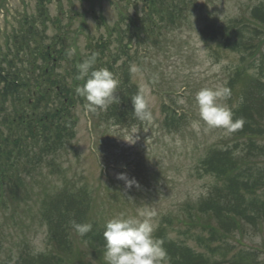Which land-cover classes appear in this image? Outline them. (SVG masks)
<instances>
[{"label":"trees","instance_id":"obj_1","mask_svg":"<svg viewBox=\"0 0 264 264\" xmlns=\"http://www.w3.org/2000/svg\"><path fill=\"white\" fill-rule=\"evenodd\" d=\"M39 2L38 16L26 17L19 30L14 31L8 42L6 64L0 68L2 238L13 225L24 226L17 212L22 204L28 207L26 200L34 190L31 182L35 176L46 178L62 174L58 160L76 138L75 110L78 106L86 107L85 99L78 96L75 89L82 86L87 77L78 80L79 69L74 67L68 77L73 78V85L69 87L67 78L55 73L66 53L61 40L47 44L43 41L45 33L36 30L37 20L43 25L48 15L46 0ZM139 2L143 4L141 17L137 15L130 20L121 17V33L118 32L116 39L120 46L118 52L107 57L111 42H99L90 47L91 52L85 58L95 53L94 69L107 68L120 81L117 89L120 102L107 111H90L100 122H112L119 127L143 123L134 117L131 103L132 96L139 91L132 83L130 72L133 60L130 50L135 38L141 43L150 38L156 41L165 28L187 19L188 6L192 3L188 0ZM208 20L202 29L204 40L240 56L239 66L226 85L232 93L227 101L234 119L243 117L246 122L241 129L231 132L240 143L234 148L212 149L200 163L202 172L218 182L208 196L195 205L183 206L181 216L164 215L154 236L164 241L169 264H259L258 251L234 253L236 248L229 238L243 232L245 226L264 228V165L258 163L264 158V1L251 9L249 20L239 18L228 25ZM58 45L62 46L60 50ZM163 114L168 131H178L186 120L185 115L178 118L177 111L166 106ZM46 169L49 170L47 175ZM77 185L66 179L62 186L40 189L43 190L40 205L36 206L33 218L46 229L50 251L34 254L22 240L18 251L9 249L0 264H76V261L104 264L103 233L109 220L102 215L96 221L92 219L95 208L88 189ZM73 220L91 223L92 231L81 237L71 226ZM176 223L188 226L184 231L178 230L181 241L169 237ZM197 228L205 231L197 232L194 230ZM189 241L196 244L197 251L187 245ZM78 244L87 250L83 251Z\"/></svg>","mask_w":264,"mask_h":264},{"label":"rangeland","instance_id":"obj_2","mask_svg":"<svg viewBox=\"0 0 264 264\" xmlns=\"http://www.w3.org/2000/svg\"><path fill=\"white\" fill-rule=\"evenodd\" d=\"M49 1L46 3L47 21L42 25L37 20L36 30L45 33L43 41L47 44L63 42L66 57L55 73L67 78L69 87L73 85V78H68L72 69H77V62L89 56L90 47L110 41L107 57L117 53L121 17H141L143 9L139 0ZM188 1L192 3L188 6L185 21L165 28L156 41L150 38L141 46L136 41L131 47L133 60L130 68L135 66L138 69L130 71L131 80L139 90L147 92L153 114L151 122L133 126L139 131L136 134L139 139L135 144H128L123 139H127L132 127L102 123L86 107L78 106L75 110L76 138L58 160L62 174L55 171V176H48L49 170L46 169V178L35 176L33 182L29 181L34 186L26 200L29 205L22 204L17 212L24 226L13 225L7 235L0 236V259L6 258L9 249L17 252L22 240L28 243L34 254L50 251L47 231L33 217L36 206L40 205L43 192L40 189L62 186L66 179L88 189L95 208L92 212L94 221L99 215L107 220L121 215L148 218L155 230L164 215L181 216L183 206L197 204L218 183L214 177L202 172L200 163L212 149L234 148L241 140L222 128L209 129L200 121L195 97L203 88L226 87L239 66L240 56L207 43L202 29L207 19L228 25L235 19L247 18L249 10L264 0ZM37 12L38 0H0V68L14 31L19 30L26 17H37ZM57 47L62 48L61 45ZM227 100L220 103L230 108ZM167 105L186 114V120L176 132L168 131L164 126L163 107ZM194 121H200L199 131L192 127ZM258 163L264 165V158ZM118 173H126L129 179L135 178L139 186L126 187L123 180L117 179ZM185 227H188L185 223H176L169 237L183 240L178 230L184 231ZM194 230L205 231L201 228ZM229 242L236 248L234 253L258 251L259 264H264L263 227L245 226L243 232L231 236ZM187 245L198 250L193 241ZM78 246L84 251L82 245Z\"/></svg>","mask_w":264,"mask_h":264},{"label":"clouds","instance_id":"obj_3","mask_svg":"<svg viewBox=\"0 0 264 264\" xmlns=\"http://www.w3.org/2000/svg\"><path fill=\"white\" fill-rule=\"evenodd\" d=\"M72 53H69L71 56ZM96 54L78 65L77 79L87 77L82 86H77L75 92L86 101V108L91 112L107 111V109L120 102L117 89L120 81L115 74L107 68L94 69ZM94 69V70H92ZM91 70V71H90ZM132 72L138 71L133 66ZM231 89L220 87L217 89L203 88L196 94L195 100L198 106L200 121L209 129L222 128L228 132L239 130L245 124L243 117L234 119L233 111L220 103L231 97ZM183 102V101H181ZM131 103L134 117L141 122H151V111L148 94L140 89L132 96ZM200 121H194L192 127L199 131ZM136 127H132L127 139L128 144H135L139 137ZM117 179L123 180L125 186H139L135 178L129 179L126 173H118ZM141 216L144 214L141 213ZM72 228L81 237L92 231L91 223H77L71 221ZM155 225L148 218L127 217L123 215L106 222L103 238L105 240L103 260L104 264H169V256L164 248V241L154 236Z\"/></svg>","mask_w":264,"mask_h":264}]
</instances>
